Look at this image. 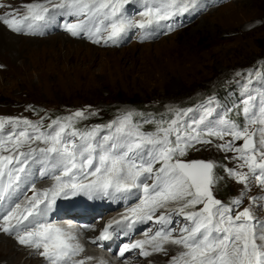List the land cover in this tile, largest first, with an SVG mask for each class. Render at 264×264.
Returning a JSON list of instances; mask_svg holds the SVG:
<instances>
[{"label":"snow or ice","instance_id":"snow-or-ice-1","mask_svg":"<svg viewBox=\"0 0 264 264\" xmlns=\"http://www.w3.org/2000/svg\"><path fill=\"white\" fill-rule=\"evenodd\" d=\"M141 2L139 20L127 15L126 6ZM197 6V0H41L23 4V12L13 8L0 15V23L14 33H35L57 15L75 17L76 22L63 25L72 36L84 33L93 43L117 44L131 29L170 30L174 25L163 22ZM252 75L250 70L248 84ZM243 87L241 122L230 118V110L216 115L214 96L196 109L169 107L159 119L127 111L85 131L75 127L87 118L84 110L52 120L49 130H42L43 117L37 122L0 117V150L8 153L0 155V231L14 234L20 245L35 249L48 264H85L73 259L84 250L73 243L75 235L47 221L57 199L84 194L122 200L140 192L139 204L110 221L97 239L107 240L136 223L151 221L158 228L150 235L146 230L145 240L123 245L120 257L130 249H139L143 257L167 254L165 245L171 244L182 251L170 264H264V217L258 214L264 210V196L248 195L253 185L264 190V100L248 91V85ZM194 111L198 118L191 117ZM136 116L140 119L134 120ZM144 124L154 125V130H142ZM213 148L233 166L182 159L189 150ZM33 165L53 183L33 190L23 205H9ZM226 179L242 185L227 203L214 195L215 186ZM245 198L249 207L241 210Z\"/></svg>","mask_w":264,"mask_h":264},{"label":"rangeland","instance_id":"rangeland-1","mask_svg":"<svg viewBox=\"0 0 264 264\" xmlns=\"http://www.w3.org/2000/svg\"><path fill=\"white\" fill-rule=\"evenodd\" d=\"M201 1L204 8L195 10L199 18L191 26L177 32L165 27L149 29L140 39L131 37L119 47L91 43L70 33L60 34L78 43L55 42L52 34L41 36L43 43L24 42L16 48V58L0 69V117L27 118L32 122L43 117L42 127L52 118L84 110L87 118L78 123L91 124L109 113L116 117L127 111L143 113L139 106L146 114H166L169 107L184 108L213 93L215 103L235 105L240 101L236 91L249 85L250 70L251 83L264 77V0H232L222 5L214 0ZM13 8L23 12L21 0H8L0 7V15ZM212 8L216 10L209 12ZM155 32V37L147 38ZM237 72L242 75L237 77ZM227 88L229 96L221 98ZM90 112L98 114L89 115ZM230 118L236 120L234 113ZM10 129L6 125L5 131ZM42 130H49L48 126ZM7 154L0 150V155ZM182 159L214 160L233 166V162L224 160V153L214 148L189 150ZM241 189L242 185L226 179L215 186L214 195L227 203ZM263 192L253 185L248 195L260 197ZM243 207H249L247 198L241 210ZM258 214L264 217V210ZM29 256L32 252L26 250L20 262L7 256L0 264H24ZM160 259L164 264L170 256L162 255Z\"/></svg>","mask_w":264,"mask_h":264},{"label":"bare ground","instance_id":"bare-ground-1","mask_svg":"<svg viewBox=\"0 0 264 264\" xmlns=\"http://www.w3.org/2000/svg\"><path fill=\"white\" fill-rule=\"evenodd\" d=\"M31 2H34V0H21V5L26 4V3H31ZM39 2H41V0H39ZM226 4H228V3H226ZM135 5L140 6L142 8L144 7L142 2L139 4H135ZM129 6L130 5L126 6V11H127ZM215 10H216L215 8H212V10H210L209 12L215 11ZM27 36L28 35H26V36L17 35V33L12 32L5 25L0 23V69H4L6 67L8 61H12L16 58V55H17L16 54V48L20 45H25L24 42L31 43V44L45 42V40L39 39V38H42L40 36H38V37H36V36H28L27 37ZM41 36H45V35H41ZM51 39H53L55 42H58V43H65V44L78 43V41H76L75 39L69 38V37L67 38V37L63 36L62 34H59L58 32L53 33L51 35ZM4 59H6V61H3ZM33 146L34 147H37V146L41 147L42 145L34 144ZM52 183H53V181L43 182L39 186H37V190H42L44 188H47ZM106 217L108 218L109 216H106ZM10 238H13L15 241L10 239ZM10 238L8 235L2 234L0 231V260L3 259V257L11 256L12 258H14L18 262H20L22 260L21 258L25 255L26 249L18 243V241L16 240L15 237H10ZM135 241H136L135 239L123 240L124 245L134 243ZM146 247H147L146 249L151 251V248L149 245H146ZM165 248L167 249V254L153 252V254L148 256L145 260L140 259V260H138V262H142L144 264H151V263L162 264L161 263L162 259H160V257L162 255H165L166 257L170 256V259L164 264H170L171 258L173 256L178 255V253L180 252L178 250V248H180V247L176 246V245L166 244ZM35 255H37V257H34ZM25 260H26V262L24 264H48V262L43 257H41L37 251L33 252L32 256H29ZM122 264H130V263H129V260L126 258L123 260Z\"/></svg>","mask_w":264,"mask_h":264},{"label":"trees","instance_id":"trees-1","mask_svg":"<svg viewBox=\"0 0 264 264\" xmlns=\"http://www.w3.org/2000/svg\"><path fill=\"white\" fill-rule=\"evenodd\" d=\"M256 84L258 85V86H262V85H264V77L263 78H259L258 80H257V82H256ZM233 90H236V88H233ZM222 91V90H221ZM229 88H227V90L226 91H222V94L220 95L221 96V98H227L228 96H229ZM237 92V94H239V96H240V101H237L236 103H235V105H233L234 103L233 102H231V103H229V106H228V103H224V105L223 104H221L220 102H218V103H215V106H217V109H223L224 110V112H226V111H229V113H231L230 115L232 116V114L234 113V117L236 118V120L237 121H239V122H241L243 119H244V117H243V115H242V113H241V107H242V105H241V100H242V97L244 96V89H241L240 91L239 90H237L236 91ZM226 94H227V97H226ZM213 96V95H216V94H208V95H206V96H204V97H202L201 99H198V101H194V102H191V103H189V104H187V105H185L184 106V108H193V109H196L197 108V106L198 105H200L201 104V102L202 101H204V100H206L207 99V96ZM217 95H218V93H217ZM219 97V96H218ZM217 97V98H218ZM217 100V99H216ZM227 101H228V99H227ZM139 109H140V112H143V113H145V111L139 106ZM237 110V111H236ZM240 110V111H239ZM197 112H193V113H191L190 115H191V117L192 116H195V114H196ZM146 114V113H145ZM116 115L117 114H113V113H109V116H103V118H101V119H99L97 122L96 121H94L93 123H91L90 124V122H88V121H85V122H82V123H78V122H80V121H76L75 122V127L77 128V129H79V130H81V131H85V130H87V129H90L92 126H94V125H104V124H107L108 122H110V121H112V120H114V118L116 117ZM41 115H38L37 117H40ZM157 119H159L160 118V114H157V115H154ZM58 118V117H57ZM59 118H61V117H59ZM56 118H52L51 119V121L52 120H55ZM140 119V117L139 116H136V117H134V120H139ZM232 119V118H231ZM50 124V123H49ZM49 124H43L42 125V129H45V128H47V126L49 125ZM154 125H152V124H144L143 126H142V130H144V131H153L154 130ZM222 196V195H221Z\"/></svg>","mask_w":264,"mask_h":264}]
</instances>
